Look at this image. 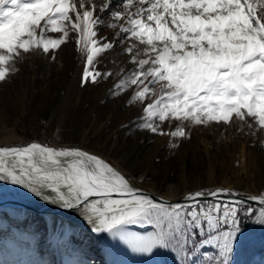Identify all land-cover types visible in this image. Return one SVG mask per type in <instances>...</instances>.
<instances>
[{"label": "snow or ice", "instance_id": "1", "mask_svg": "<svg viewBox=\"0 0 264 264\" xmlns=\"http://www.w3.org/2000/svg\"><path fill=\"white\" fill-rule=\"evenodd\" d=\"M116 6L117 0H0V84L28 55L51 53L55 60L70 33L86 58L82 86L97 83L113 76L96 70L97 57L131 41L124 54L134 67L117 73L114 94L134 92L132 102L144 105L140 130L170 136L172 148L190 138L185 121L247 127L252 136L264 131V0H119ZM104 13L119 45L99 36ZM172 121L178 126L165 131L162 124ZM0 181L37 195L50 191L51 202L81 209L96 233L135 252L180 251L181 264H197L188 252L206 246L218 250L214 264H232L241 213L254 214L238 191L224 188L190 192L177 203L154 198L99 155L74 146L0 147ZM224 196L235 199L219 202ZM209 197L216 202L205 206ZM247 199L264 205V195ZM254 222L264 224V208ZM133 227L154 231L141 235Z\"/></svg>", "mask_w": 264, "mask_h": 264}, {"label": "rangeland", "instance_id": "2", "mask_svg": "<svg viewBox=\"0 0 264 264\" xmlns=\"http://www.w3.org/2000/svg\"><path fill=\"white\" fill-rule=\"evenodd\" d=\"M114 10H120L119 0ZM102 15L106 23L99 36L119 45L118 30L107 26L109 14ZM130 43L97 57L96 70L111 71L113 76L83 86L81 64L86 58L77 49L75 33L56 51L55 60L51 53L28 55L17 65L19 71L0 84V147L32 142L57 148L88 144L163 198L217 188L264 195V131L252 136L247 127L240 132L235 125L225 129L215 123L193 126L185 121L190 138L180 139L179 147L172 148L170 136L138 128L144 105L132 102L134 92L114 94L122 78L117 73L123 70L127 75L134 67L124 54ZM178 124L164 122L162 127L172 131ZM207 148L212 157L205 153ZM243 208L254 214L249 218L241 213L232 264H264V224L254 222L261 207L244 204ZM151 229L132 231L147 235ZM157 251L135 252L111 236L98 238L48 216L0 208V264H157ZM188 257L197 264H214L220 258L217 249L207 246L189 251ZM163 258L165 264H181L183 259L180 251L171 249H163Z\"/></svg>", "mask_w": 264, "mask_h": 264}, {"label": "bare ground", "instance_id": "3", "mask_svg": "<svg viewBox=\"0 0 264 264\" xmlns=\"http://www.w3.org/2000/svg\"><path fill=\"white\" fill-rule=\"evenodd\" d=\"M81 65L85 66V63L82 61ZM76 147L89 151L91 154L99 155L98 153H95L93 148L91 146H88V144L86 146L84 145V146H76ZM205 153H207L208 155L212 157L210 150L208 148ZM99 156L102 159H104L106 162L113 165L126 178L130 179V181L135 187L140 188L144 193L154 198L161 199L168 203H177V202H183L185 200L186 195L190 193V192H185L183 195H180L175 198L159 197L156 194L151 193L148 190V188L144 187L143 183L140 180H135V178L130 175V172L125 171L122 166H117V164H114V162L111 159L107 157H103L102 154ZM54 195L55 194L50 191H43L42 195H37L35 192L30 191L28 188H25L21 185L13 184V183L6 182V181H0V208H3V207L12 208V209L14 208V209H18L21 211H26V213L28 212L31 214H36L37 216H48L51 219H53L55 223H58L60 225L61 224L69 225L72 228H76L82 233H86V234L90 233L98 238L99 237L104 238V237L109 236L107 233H96L95 231H93V225L89 223L87 215L81 209H68V208L62 207L59 202L57 203L51 202L50 198L53 197ZM244 196H247V195H244ZM45 197H48L49 199H46ZM225 197L226 196L222 197L219 202L228 203L226 202L227 200L225 199ZM211 202H216V201H211ZM254 206L264 208V205H254ZM45 210H50L53 214L52 213L51 215L46 214L44 213ZM61 211H62V215H59L58 213ZM141 229L145 230L146 228L133 227L130 230L132 231V230H141ZM151 230H150V233L152 232ZM155 255H156V258L154 260L157 261V264H165L163 262V259H164L163 249H158ZM158 256H160L159 257L160 259L157 260Z\"/></svg>", "mask_w": 264, "mask_h": 264}, {"label": "water", "instance_id": "4", "mask_svg": "<svg viewBox=\"0 0 264 264\" xmlns=\"http://www.w3.org/2000/svg\"><path fill=\"white\" fill-rule=\"evenodd\" d=\"M247 197L248 196L240 195V198H243L244 199V204H248V205H260L257 201H252L250 199H247ZM225 199L227 200L226 202H230L231 200H233L235 198L234 197H231V196H226ZM209 201H214V200L209 197L208 199H206L205 201H203V203L209 202ZM44 213L51 215L52 212L50 210H45ZM58 214L59 215H62V211L59 212Z\"/></svg>", "mask_w": 264, "mask_h": 264}, {"label": "trees", "instance_id": "5", "mask_svg": "<svg viewBox=\"0 0 264 264\" xmlns=\"http://www.w3.org/2000/svg\"><path fill=\"white\" fill-rule=\"evenodd\" d=\"M213 203V202H212Z\"/></svg>", "mask_w": 264, "mask_h": 264}]
</instances>
